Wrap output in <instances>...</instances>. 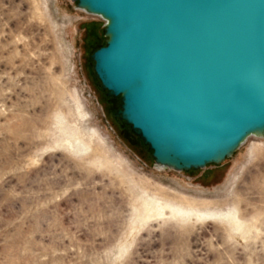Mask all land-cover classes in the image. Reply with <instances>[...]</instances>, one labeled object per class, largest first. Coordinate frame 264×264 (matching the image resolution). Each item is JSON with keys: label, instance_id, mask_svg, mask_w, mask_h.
Returning <instances> with one entry per match:
<instances>
[{"label": "rangeland", "instance_id": "rangeland-1", "mask_svg": "<svg viewBox=\"0 0 264 264\" xmlns=\"http://www.w3.org/2000/svg\"><path fill=\"white\" fill-rule=\"evenodd\" d=\"M104 39L72 0H0V264H264V138L157 168L94 78ZM151 200L237 211L242 229L146 219Z\"/></svg>", "mask_w": 264, "mask_h": 264}, {"label": "water", "instance_id": "water-1", "mask_svg": "<svg viewBox=\"0 0 264 264\" xmlns=\"http://www.w3.org/2000/svg\"><path fill=\"white\" fill-rule=\"evenodd\" d=\"M104 21L92 71L157 168L202 170L264 138V0H72Z\"/></svg>", "mask_w": 264, "mask_h": 264}, {"label": "bare ground", "instance_id": "bare-ground-1", "mask_svg": "<svg viewBox=\"0 0 264 264\" xmlns=\"http://www.w3.org/2000/svg\"><path fill=\"white\" fill-rule=\"evenodd\" d=\"M144 210L148 214L145 217L146 219H149L151 217L161 218L165 217L166 215H169V217L171 218L179 217L180 219H226L233 231H241L242 229V222L239 215L237 214V211H230L225 214H218L208 211L209 209L204 211L198 209L184 208L183 206H173L164 200H151L147 202L145 201Z\"/></svg>", "mask_w": 264, "mask_h": 264}, {"label": "trees", "instance_id": "trees-1", "mask_svg": "<svg viewBox=\"0 0 264 264\" xmlns=\"http://www.w3.org/2000/svg\"><path fill=\"white\" fill-rule=\"evenodd\" d=\"M104 45H105V39H104V42H103V45H102V46H104ZM102 46H100V47H102ZM100 47H99V48H100ZM99 48H97V49H99ZM97 49H95V50L92 52V54H93ZM92 54H91V55H92ZM120 123H121V122H120ZM123 127L128 128L127 126H123ZM150 153H151V152H150Z\"/></svg>", "mask_w": 264, "mask_h": 264}]
</instances>
